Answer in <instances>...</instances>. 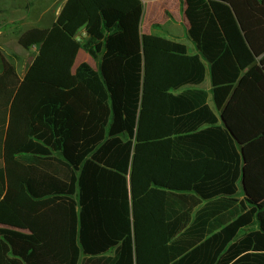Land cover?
<instances>
[{
    "label": "trees",
    "instance_id": "obj_1",
    "mask_svg": "<svg viewBox=\"0 0 264 264\" xmlns=\"http://www.w3.org/2000/svg\"><path fill=\"white\" fill-rule=\"evenodd\" d=\"M183 4L199 54L141 34L140 0H66L19 34L38 52L22 77L2 59L0 264H264V0ZM204 60L221 125L174 93ZM175 191L224 196L193 215Z\"/></svg>",
    "mask_w": 264,
    "mask_h": 264
},
{
    "label": "crops",
    "instance_id": "obj_2",
    "mask_svg": "<svg viewBox=\"0 0 264 264\" xmlns=\"http://www.w3.org/2000/svg\"><path fill=\"white\" fill-rule=\"evenodd\" d=\"M4 1L7 4H2L0 6L1 11H6L7 7L9 6L10 12L13 11L14 4L8 5L7 0H1L0 3ZM66 0H40L38 7L35 10V14L37 17L36 23H34L31 27L37 26V27H50L51 24L55 21L57 15L60 12V9L62 8L63 4ZM142 3V14L140 18V24H139V31L141 34H156L160 36H165L170 39H174L177 41L182 42L187 49V53L189 55L192 54H199V52L196 50L194 43L188 38L187 36V28H188V21L184 15V4L183 0H140ZM30 5V2H28ZM18 5V6H17ZM15 5L18 9L21 8V4ZM46 25H43L45 24ZM154 24H158V27H154ZM30 28V27H28ZM26 28V29H28ZM24 29L23 31H25ZM22 31V32H23ZM83 34V30L79 31L78 36H81ZM18 42V40H17ZM19 44V43H18ZM20 46V44H19ZM24 51L30 53L31 60L28 63V66L25 68L19 69L17 64H14L10 62L17 74L22 77L29 65L31 64L32 60L34 59L35 55L38 52V46L33 45L28 49L23 48L20 46ZM4 57L0 53V60L3 67V59ZM5 59V58H4ZM82 62H86L88 65H90L92 68L96 67L95 60L83 49H79L73 66L72 71H75V68ZM205 64V77L202 82L196 85H187L184 86L182 89L174 92L178 93L185 89H201L205 91V96L202 93H188V96L191 98L192 101L186 104L187 109L189 111H193L197 109L200 106L207 105L209 110H212L215 115L218 118V123L214 125H221V117H220V110H217L215 108V104L213 101V92H212V84H211V77H210V71H209V63L204 60ZM1 67V70H2ZM0 70V71H1ZM198 99L199 101L196 103L194 100ZM202 125H211L207 123H204ZM238 194L235 196L237 198V201H240L244 196V190L242 187V184L238 185ZM215 192V191H214ZM172 193H177V195H186L189 196L190 194H193L191 191H175ZM195 195L196 198L200 199L201 202H198L193 206V212L192 214L198 210H213L215 211V205L219 204L220 198L224 195L222 193H219L217 195L214 194V196H210L209 198H200L198 195ZM234 197V196H233ZM182 198V197H181ZM184 201V202H183ZM170 204H174V199H171ZM179 206L181 208H188L190 205L189 199L179 200ZM217 202V203H215ZM184 204V205H181ZM215 214H213L214 217ZM166 223V222H165ZM27 231V230H23Z\"/></svg>",
    "mask_w": 264,
    "mask_h": 264
},
{
    "label": "rangeland",
    "instance_id": "obj_3",
    "mask_svg": "<svg viewBox=\"0 0 264 264\" xmlns=\"http://www.w3.org/2000/svg\"><path fill=\"white\" fill-rule=\"evenodd\" d=\"M7 1L10 2L8 5L14 4V9L10 12L8 6L6 11L0 10V53L6 60L17 64L19 69H22L28 66L31 57L29 52L24 51L19 46L17 39L24 29L31 27L36 23L37 14H35V10L39 5L40 0ZM3 2L4 1L0 3V6L7 4L6 2L2 4ZM28 2H30V5ZM17 4H21V8L18 9L15 6ZM43 25H46V23ZM1 67L2 64L0 60V70Z\"/></svg>",
    "mask_w": 264,
    "mask_h": 264
},
{
    "label": "water",
    "instance_id": "obj_4",
    "mask_svg": "<svg viewBox=\"0 0 264 264\" xmlns=\"http://www.w3.org/2000/svg\"><path fill=\"white\" fill-rule=\"evenodd\" d=\"M221 121H222V123H223V119L221 118Z\"/></svg>",
    "mask_w": 264,
    "mask_h": 264
}]
</instances>
